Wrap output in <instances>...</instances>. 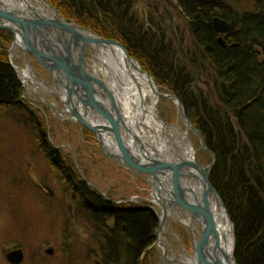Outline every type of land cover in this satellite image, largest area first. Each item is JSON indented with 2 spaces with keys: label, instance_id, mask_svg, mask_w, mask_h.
Returning a JSON list of instances; mask_svg holds the SVG:
<instances>
[{
  "label": "trees",
  "instance_id": "16d2710c",
  "mask_svg": "<svg viewBox=\"0 0 264 264\" xmlns=\"http://www.w3.org/2000/svg\"><path fill=\"white\" fill-rule=\"evenodd\" d=\"M47 1L65 19L123 44L161 88L182 101L205 146L216 155L210 180L236 225L237 263L264 264V0H254L256 12L244 13L234 6L243 0H172L187 21L190 46L176 44L161 24L146 28L134 0ZM215 17L231 24L226 47L218 42ZM12 41L10 32L0 31V108L29 111L8 60ZM199 73L211 78L213 94L196 85ZM39 136L45 144L41 128ZM72 166L64 163L61 169L74 184ZM75 192L80 201L93 204L94 215L115 218L102 249L106 264H152L158 228L153 211L114 206L82 181L75 183Z\"/></svg>",
  "mask_w": 264,
  "mask_h": 264
},
{
  "label": "rangeland",
  "instance_id": "374dc122",
  "mask_svg": "<svg viewBox=\"0 0 264 264\" xmlns=\"http://www.w3.org/2000/svg\"><path fill=\"white\" fill-rule=\"evenodd\" d=\"M172 3L170 5L165 0H134V11L146 28H152V24L153 27L156 23L161 24L168 37L176 44L190 46L193 37L187 28V21L176 3ZM234 6L240 12L257 10L251 1L236 2ZM155 8L159 12L154 11ZM13 42L14 35L11 46ZM18 59L23 66L21 58ZM31 62L37 76H44V71L41 70L44 65L33 55ZM95 63L100 69V64ZM139 65L149 74L142 64ZM101 75L103 77L102 72ZM48 76L44 77L48 79ZM22 81L24 80L20 79V83ZM28 84L31 86L29 93L32 98L27 100H38L34 96L33 84ZM200 87L212 92V87L207 88L204 83ZM158 92L171 94L164 88H158ZM47 95L50 96L49 101H55L54 96ZM23 102L37 118L22 108H0V264H9L11 261L6 259V253L17 248L23 249L24 256L17 264H106L102 249L112 233L111 225L115 218L94 215L93 204L89 205L85 200L78 199L75 183H86L97 197L114 206H146L153 211L155 204L152 202L150 181H147L150 174L136 163L131 164L132 168L120 165L117 157L112 159L103 150L98 139L77 123L62 120L60 114L56 115L45 107L42 112L27 101ZM158 110L166 122L173 126L178 124L182 133L189 136L198 163L202 167L208 166L213 157L201 149L198 134L187 128L178 101L162 97ZM185 114L197 129L186 110ZM40 128L45 132V144L39 136ZM45 145L51 149L45 150ZM64 163L73 165V168L68 169L74 177V184L67 180L61 169V164ZM150 177L152 178L151 175ZM153 212L158 218V228L155 243L151 247L153 253L150 251L152 264H184L185 249L191 251L189 229L170 224L172 232L168 228L167 246L178 263L170 262V259L166 261L157 242L159 212L155 209ZM182 255L184 258H181Z\"/></svg>",
  "mask_w": 264,
  "mask_h": 264
},
{
  "label": "water",
  "instance_id": "95a60500",
  "mask_svg": "<svg viewBox=\"0 0 264 264\" xmlns=\"http://www.w3.org/2000/svg\"><path fill=\"white\" fill-rule=\"evenodd\" d=\"M3 1L4 0H0V30L10 31L14 35V42L9 52L10 59L17 48L23 52L28 65H30L29 55L32 54L34 57H36L38 61L49 70L50 76L52 77L53 87L47 84L45 85L49 87L51 92L56 94L59 99L66 97V100L63 101L66 105L70 106L69 108H71V111L76 116V121L82 123L84 126H86V128L97 134L103 150L109 156H113L115 159L116 156H122L126 158L131 164L136 163L140 165L141 169L148 172V174H150L152 178L155 179L156 184H159V186L165 187L164 185L166 183V178L168 179L167 182H173L172 187L166 185V188L168 187L172 190V192L166 195L167 198H165V201L168 202L166 203V209L168 206L171 209H185L193 214L198 219L200 224L203 220L205 227L203 230L204 241L208 240L207 224L211 219V210L213 208H221L224 213L223 217L228 218L230 221L229 211L226 208L221 195L215 189L210 180L211 172L216 163V155L206 146H204L201 133H198L199 131L192 126L185 114L183 103H181V101L175 95L161 94L157 92V96L160 99L162 97H166L173 98L178 101V107L180 108L181 113L186 121L187 128L192 130V132L195 134H198L197 136L200 139L201 149L212 155L213 160L211 164L202 167L198 163L196 153L194 152V157L192 160L168 163L165 165L162 164L161 166L157 165L153 167V162L149 164L145 159L137 157L131 150L128 152V149L125 148L126 145L122 143L123 141L121 140L118 131L120 124H118L117 121L122 119V113L119 105L117 104L115 95L110 87L107 86L106 82L101 79L100 75L95 77L90 73V71L97 66V63H95V61L97 62V59L95 58L94 54L95 48L99 46L121 47L127 54V58L135 62L123 44L114 40L104 39L89 29L67 21L61 16L60 12L46 0H38L40 3L36 0H34V2L32 0H29L30 2L18 0L19 2L24 3L23 5L19 4L17 6H15L16 4L10 6L7 3L5 4ZM166 1L168 4L173 5L171 0ZM39 6H45L43 8H46L49 14L45 13V9L42 11L39 10ZM213 27L218 33H226L231 29L230 24L218 17L214 18ZM219 43L224 45L222 38L219 39ZM87 55L89 57H87ZM10 64L18 73H20L18 68L12 62H10ZM93 64L95 65L93 66ZM146 75L149 76V74ZM149 77L153 79L151 76ZM37 80L38 79L32 75V81L36 83ZM104 97L107 101L106 104L103 103ZM73 99L77 101V104L79 103V105L81 104L84 107V115L79 111L77 112L74 110L72 103ZM156 113L159 121L163 123L164 127H174L173 125H170L168 122H166L162 116H160L158 113V105H156ZM89 114H92L95 117L100 115L102 118H105L109 125L107 129L108 132L112 135H115H113V137L119 153L115 154L116 151L113 152L111 149L109 150V148L105 146V144L102 142V136L99 133L101 129L97 126H93V123L91 124L89 122V119L87 118V115ZM179 131L181 132L182 130L179 129ZM187 169L196 170L199 172V175L201 174L202 177L196 176V178L200 182L201 178L203 179L202 184L204 187V194L203 200L199 205L200 212L195 210L196 207L193 206L191 200H186L184 193H187L188 191L182 189L183 187L181 188L180 185L181 178H191L187 173H184L187 172ZM161 176H164V181L161 179ZM83 179L85 180V177ZM186 184H188L187 181H185V185ZM192 196L195 197V194H192ZM204 206L205 208H203ZM152 210L154 211V209ZM161 227L162 223L160 224V228ZM233 237V257L232 262H229L230 264H238L235 257L237 240L234 230ZM201 249L203 250V246H201ZM217 251H215L216 255L219 254V251L218 254ZM22 254V251H16L8 255V258L17 264L23 260ZM165 254L164 258L166 261H169V259H167V255L165 256Z\"/></svg>",
  "mask_w": 264,
  "mask_h": 264
},
{
  "label": "bare ground",
  "instance_id": "6f19581e",
  "mask_svg": "<svg viewBox=\"0 0 264 264\" xmlns=\"http://www.w3.org/2000/svg\"><path fill=\"white\" fill-rule=\"evenodd\" d=\"M24 1L28 2L29 0ZM32 1L34 2V0ZM250 1L256 5L254 0ZM3 2L5 4H9L10 6L15 4V6L19 4L23 5L24 3L19 2L18 0H4ZM158 2H161V0H158ZM43 7L45 6H39V10L42 11L45 9V13L49 14L46 8ZM158 10V8L154 9L156 12H159ZM256 11L257 10H254L253 12ZM228 32H217L219 34L218 42L220 38L223 39L224 45L219 43L222 47H226L228 44L225 38V35ZM233 46L239 45L234 44ZM13 55L14 53L12 56ZM94 56L101 68L99 70L97 66L96 68L93 67L94 69L91 70L90 73L95 77H98L100 72L103 73L105 80H102L105 81L107 86L110 87L115 95L117 104L120 105L122 119L117 121V123L120 124L118 131L121 140L123 141L122 143L126 145L125 148L128 149V152L131 150L137 157L145 159L149 164L153 162V167L157 165L161 166L162 164L165 165L168 163L192 160L195 151L192 147V144L190 143L188 138L189 136L184 132L183 134L182 131H179L181 128H179L178 124H175L174 127L170 128L164 127L163 123H161L157 117L156 105L159 106L161 102V99L157 96L158 88L160 89L161 87L157 84V82L147 76V73L145 74L139 63L129 60L127 58V54L121 47L99 46L95 48ZM29 75H31L29 71L25 72V76ZM202 83H204L207 88L212 87V92L210 89H206V91L210 94H213L214 86L212 84V80L205 73H199L196 80V85L199 88H201L200 85ZM27 89L30 90L31 86H27ZM26 95L29 97L28 91L26 92ZM60 100L64 103L63 100H66V97ZM53 102V99L49 101L48 98L47 101L45 100L44 105L48 104L50 106L53 104ZM72 103L74 110L80 112L81 109L78 107L79 103L77 104V101L74 99ZM55 109L56 111L60 112L59 114L63 118H61L62 120L74 122V120H70L68 118L70 113L67 109L64 108L63 110H59L58 107ZM87 118L89 119V122L93 123V126H97L101 129L99 133L102 136V142L105 144V146L109 148V150L111 149L113 152L116 151L115 154L119 153L113 137L114 134L112 135L107 130L109 125L105 118H102L100 115L95 117L92 114L87 115ZM98 141L100 142L99 137ZM117 161L120 165H125L126 168H132L131 163L122 156L117 157ZM186 171L187 172L184 173H187L191 178H181L180 185L181 188L183 187L182 189L187 190L190 194L188 192H183L184 197L186 200H191L193 206L196 207L195 210L200 212L199 205L203 200L204 187L202 184L203 179L201 178L200 182L196 176H202L201 174L199 175V172L196 170L187 169ZM135 172L137 173L138 171ZM163 177L164 176H161L162 180ZM147 180H149L151 184L150 192L152 202L155 204L154 209L156 212H159V219L162 220L160 221V224L162 223V227L158 232V246L163 252V255L166 253L165 256L167 255V259L172 260L170 262L177 261L175 256L171 255V250L167 246L168 241L166 240L168 228L172 232L170 228L171 223L176 225L178 224L181 227L189 229L190 232L191 240L189 241V245L191 251L185 249L186 255L184 264H230V262H232V250L234 246L233 230L236 234V225L233 222L230 213L229 221L228 218L223 217L224 213L221 208L218 207L217 209L213 208L211 210V219L207 224L208 240L204 241L203 230L205 227L203 220L200 224L198 219L193 214L181 208L171 209L168 206L166 209V203H168L165 201V198H167L166 195L172 192L171 188H166V185L172 187L173 182H167L168 179L166 178V180L164 179L166 181L164 185L165 187H162L159 186V184H156L155 179L151 178L150 175L147 176ZM185 181H187L188 184L185 185ZM191 193L195 194V197L192 196ZM203 208H205V206ZM177 239L180 243L182 242L179 236H177ZM201 246H203V250L201 249ZM217 250L219 251V254ZM215 251H217L218 255L215 254ZM182 257L183 255L181 258Z\"/></svg>",
  "mask_w": 264,
  "mask_h": 264
},
{
  "label": "flooded vegetation",
  "instance_id": "af4514ba",
  "mask_svg": "<svg viewBox=\"0 0 264 264\" xmlns=\"http://www.w3.org/2000/svg\"><path fill=\"white\" fill-rule=\"evenodd\" d=\"M168 5V4H167ZM34 66V65H33ZM41 70H43L44 72V76L45 75H49V71H48V69L46 68V67H44L43 66V68H41ZM36 76H37V74H36ZM44 76H42L41 75V78L40 79H42V80H44L45 82H47L48 84L50 83L51 84V81H52V78L50 77V75L48 76V79H47V77H44ZM38 77V76H37ZM39 78V77H38ZM51 78V79H50ZM34 87H36V86H34ZM37 88V91L39 92V91H42L41 93H43V94H46V97H49V95H47L48 94V92H47V89L42 85V84H39V86L38 87H36ZM54 102H56L55 104L57 105V107H58V109L59 110H63L64 108L65 109H67L68 111H69V113H70V115L68 116V118L70 119V120H75V114H73V112L71 111V108H69L70 106H68L67 108L64 106V105H62L59 101H54ZM43 105H44V103H42ZM46 108H49L50 109V111L51 112H53L54 114H56V115H58L60 112L59 111H53L52 110V108L48 105V104H45L44 105ZM80 127L82 128H84V130L85 131H87V132H91L94 136H95V138H96V140L98 139V136H97V134L96 133H94V132H92L91 130H89V129H87L86 128V126H84L83 124H81L80 125ZM97 142V141H96ZM112 159H114V157H112V156H110ZM122 166H124L125 167V165H122ZM148 181V180H147ZM185 210V209H184ZM16 251H22V253H23V249H21V248H17V249H14V250H12L11 252H8V253H6V259L8 258V255H10L11 253H13V252H16ZM23 255V254H22ZM24 257V256H23ZM9 259V258H8ZM10 260V259H9ZM11 261V260H10ZM11 264H13L14 262H10ZM9 263V264H10Z\"/></svg>",
  "mask_w": 264,
  "mask_h": 264
}]
</instances>
